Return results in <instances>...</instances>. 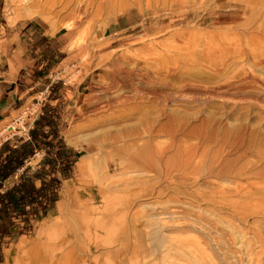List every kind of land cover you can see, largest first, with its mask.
<instances>
[{
  "label": "rangeland",
  "instance_id": "obj_1",
  "mask_svg": "<svg viewBox=\"0 0 264 264\" xmlns=\"http://www.w3.org/2000/svg\"><path fill=\"white\" fill-rule=\"evenodd\" d=\"M28 21L64 34L47 134L72 164L0 264H264V0H0Z\"/></svg>",
  "mask_w": 264,
  "mask_h": 264
},
{
  "label": "crops",
  "instance_id": "obj_2",
  "mask_svg": "<svg viewBox=\"0 0 264 264\" xmlns=\"http://www.w3.org/2000/svg\"><path fill=\"white\" fill-rule=\"evenodd\" d=\"M125 16L116 19L107 28L115 33L123 31L129 25ZM63 35L60 29L50 33L49 27L37 21L18 22L11 27L0 25V123L11 118L29 100L40 105L28 137L0 143V170L6 162L12 169L10 175L0 182L1 195L19 184L31 185L38 190L50 179H58L56 169L61 162L56 157L58 138L54 136L55 140L50 141L51 135L47 131L53 129L52 104L59 99H48L57 88L53 81L47 83L45 80L49 78L50 64L64 53ZM38 94H42V100L35 99ZM43 117L45 120H41ZM59 150L64 160L63 151ZM53 160L57 161V165L55 169H49L48 163ZM20 193L14 196L20 197ZM10 222L9 216L0 209L1 240L15 235L11 230L16 228Z\"/></svg>",
  "mask_w": 264,
  "mask_h": 264
},
{
  "label": "built area",
  "instance_id": "obj_3",
  "mask_svg": "<svg viewBox=\"0 0 264 264\" xmlns=\"http://www.w3.org/2000/svg\"><path fill=\"white\" fill-rule=\"evenodd\" d=\"M32 106H38L37 101L35 104H32ZM24 114H30V115L35 114V118L30 123H23L24 117L20 115L19 117L14 119L12 123L7 127L8 128L7 130H10V132L14 131L10 137L15 136L16 137L15 140L24 139L25 137H28V131L39 113L38 112L36 113V111L32 112V107H26L24 110ZM18 124H22L23 128L20 129L19 127L14 126ZM19 133H23V134L18 135ZM4 141H9V137L5 138ZM57 191L58 190L46 189L45 191L46 195L44 197L37 194H33L30 197L26 198L24 205H19L16 202L8 203V204H3L1 202L0 209H2L7 215H9L12 225L17 230L23 231L24 233H30L33 228V222L35 221L36 217L42 213L40 209L38 210L37 213H34V209L38 208L39 207L38 205L40 204L49 207L50 199L51 197L54 196V192L57 193Z\"/></svg>",
  "mask_w": 264,
  "mask_h": 264
},
{
  "label": "trees",
  "instance_id": "obj_4",
  "mask_svg": "<svg viewBox=\"0 0 264 264\" xmlns=\"http://www.w3.org/2000/svg\"><path fill=\"white\" fill-rule=\"evenodd\" d=\"M42 119L45 120V117L41 118V120ZM38 122L40 123V120L37 121V124H38ZM59 146H62L60 142H59ZM56 157H57V159H59L61 161L59 163V166L61 165V168H62L61 171H62L63 177H65V179H66L67 178L66 171H68L70 169L72 161H69L68 159L63 160V158H62L63 156H62L60 150H58L56 152ZM66 158H68V157H66ZM7 163L8 162H6V164L0 170V182L5 180L10 175V173L12 172L11 171L12 169L10 167H8ZM48 164H49V169H55V166L57 165V161H54V160L49 161ZM58 186H59V181H58V179H54V178L50 179L48 183L43 184L41 186V188L38 190H34V187L31 185H23V184L20 185L19 184L17 186L12 187L10 190L6 191L4 194H2V195L0 194V198H3L2 200H0V203L3 202V204H8V203L16 202L19 205H24L27 197H30L33 194H37V195L44 197L46 195L45 194L46 189L58 190ZM0 187H1V183H0ZM15 193H20V197L14 196ZM56 197H57V193L54 192V196L51 197V199H50V206L55 203V201L57 200ZM38 206H39L38 208L34 209V213H37L38 210L40 209L41 212L44 214V213H46V211H48V209L50 207V206L46 207L42 204H40ZM10 224H12V223L10 222Z\"/></svg>",
  "mask_w": 264,
  "mask_h": 264
},
{
  "label": "bare ground",
  "instance_id": "obj_5",
  "mask_svg": "<svg viewBox=\"0 0 264 264\" xmlns=\"http://www.w3.org/2000/svg\"><path fill=\"white\" fill-rule=\"evenodd\" d=\"M81 1V0H80ZM24 12V11H23ZM25 13H27V12H25ZM25 14H22L21 16H20V18H25ZM208 91V90H207ZM217 95V94H216ZM67 138V137H66ZM66 141H68V143L69 144H71L72 146H76V143H74V142H72V141H70V140H66ZM184 161V160H183ZM154 164V163H153ZM66 188V187H65ZM67 189V188H66ZM40 231V230H39Z\"/></svg>",
  "mask_w": 264,
  "mask_h": 264
}]
</instances>
